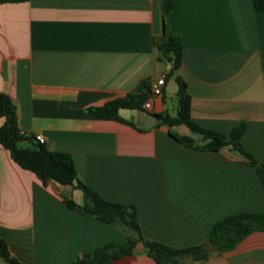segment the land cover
<instances>
[{
  "label": "crops",
  "instance_id": "obj_1",
  "mask_svg": "<svg viewBox=\"0 0 264 264\" xmlns=\"http://www.w3.org/2000/svg\"><path fill=\"white\" fill-rule=\"evenodd\" d=\"M172 2L168 28L183 44L175 75L186 83L191 119L223 134L244 122L241 146L264 163V10L251 0ZM162 30L159 0L0 3V92L15 104L21 132L70 154L80 181L101 198L133 206L144 238L181 248L207 242L212 225L227 216L263 213L264 190L230 145H183L170 133L198 146L205 140L154 117L178 108V86L166 78L171 64L157 59L153 43ZM161 76L162 94L151 98L150 110H118L128 123L88 112ZM64 197L84 201L70 185H43L0 145V235L11 255L25 264H67L126 241L123 229L68 208ZM0 264L8 262L0 257ZM101 264L156 262L138 247ZM189 264H264V231Z\"/></svg>",
  "mask_w": 264,
  "mask_h": 264
},
{
  "label": "trees",
  "instance_id": "obj_2",
  "mask_svg": "<svg viewBox=\"0 0 264 264\" xmlns=\"http://www.w3.org/2000/svg\"><path fill=\"white\" fill-rule=\"evenodd\" d=\"M24 1L27 0H0V3ZM251 1L254 9L264 10V0ZM159 3L163 30L161 35L154 37L153 43L158 51L157 59L168 61L171 64L166 78L174 76L178 86V108L174 116L164 112L155 113L154 117L168 126L184 124L192 132L200 134L205 140L203 145L198 146L190 137L170 133L176 141L183 145L212 151L230 145L254 168L264 190V163L257 162L250 153L243 149L240 143V139L246 131L244 122L231 128L228 134H223L201 128L191 119L190 96L186 90V83L179 75H175L182 62L183 44L180 36L170 31L167 24L173 9V2L172 0H159ZM149 92L150 79L145 78L140 80L132 91L113 98L101 106L88 108V112L94 117L113 116L121 122L128 123L118 116V110L141 109ZM0 117L3 118L0 126V145L8 150L11 159L19 167L34 173L43 185L53 179L62 185L80 189L84 198L83 203L78 205L71 198L64 197L63 201L68 208L95 217L102 222L114 224L126 232V241L123 244H105L91 253L74 257L67 264H101L109 259H118L133 254L138 250V247H141L148 256L152 257L156 264H189L206 259L210 249H215L219 253L228 252L251 233L264 231V212H243L227 216L214 223L207 242L198 245L175 248L146 239L141 234L137 213L133 206L101 198L80 181L70 154L49 150L44 144L39 143L35 136L20 131L16 106L11 98L3 92H0ZM0 257L8 264H25L11 255L8 245L1 235Z\"/></svg>",
  "mask_w": 264,
  "mask_h": 264
},
{
  "label": "built area",
  "instance_id": "obj_3",
  "mask_svg": "<svg viewBox=\"0 0 264 264\" xmlns=\"http://www.w3.org/2000/svg\"><path fill=\"white\" fill-rule=\"evenodd\" d=\"M165 83L164 76H161L160 78L154 80L151 84L150 88V94L149 97L143 102L142 108L144 110H150L151 109V98L155 96H160L162 94V89ZM35 139L41 143H45V138L41 134H35Z\"/></svg>",
  "mask_w": 264,
  "mask_h": 264
},
{
  "label": "rangeland",
  "instance_id": "obj_4",
  "mask_svg": "<svg viewBox=\"0 0 264 264\" xmlns=\"http://www.w3.org/2000/svg\"><path fill=\"white\" fill-rule=\"evenodd\" d=\"M173 84V83H172ZM171 105V107H173L172 105L175 104L177 105V100L174 98L173 100H171V102L169 103ZM172 112V111H171Z\"/></svg>",
  "mask_w": 264,
  "mask_h": 264
}]
</instances>
